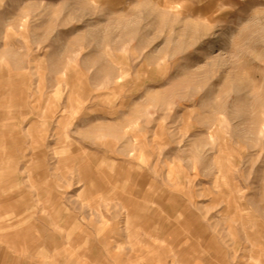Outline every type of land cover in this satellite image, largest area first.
I'll list each match as a JSON object with an SVG mask.
<instances>
[{"label":"rangeland","instance_id":"374dc122","mask_svg":"<svg viewBox=\"0 0 264 264\" xmlns=\"http://www.w3.org/2000/svg\"><path fill=\"white\" fill-rule=\"evenodd\" d=\"M0 123V264H264V0H0Z\"/></svg>","mask_w":264,"mask_h":264},{"label":"crops","instance_id":"0c3cea01","mask_svg":"<svg viewBox=\"0 0 264 264\" xmlns=\"http://www.w3.org/2000/svg\"><path fill=\"white\" fill-rule=\"evenodd\" d=\"M19 104H21L20 106H22V107L24 106L25 108H27L29 106L27 99H24L23 101L21 99V101H20V103H18V105ZM2 125L3 124L0 123V126H2ZM13 128H14V123L11 124V125L5 126V128L2 129V130L13 129ZM12 144H13V146L17 145L18 147L21 148V150L24 151V146H22L23 144H22V142H21L19 137L13 138L11 141L7 142L6 145L9 147ZM31 145L30 146L32 148H34L33 144H32V139H31ZM17 156L18 155L16 153L15 154H9V157L7 158L6 162L3 163V161H0V190H1L2 193H6L5 199H8L10 197L9 194H11V193L6 192L7 189L9 187L14 186L15 184H17L19 182L18 181V175H16L17 167H16V162L15 161H16ZM19 156L25 157L24 153H22ZM30 159H32V158L29 157V156L24 159V162H25L24 163V169H25V172H26V176L28 177L27 178L28 181L30 183H32L31 170L33 168V165H32V163H30ZM4 164H6V165L3 166ZM41 165H42V163L38 162V167H41ZM44 176L45 175H43V177ZM107 194H108L107 192H105L104 195L101 194L98 197V200H101L103 198L110 199V196H108ZM106 195H107V197H106ZM97 202H99V201H97ZM28 206H26V207L28 208ZM147 208L148 207L143 206L142 209L140 210V212L133 213L134 212L133 211L130 214V217L125 218V220L123 219V227L126 230V232L129 234V236H135L136 235V232L134 231L133 226L134 227L135 226H139V225H137L136 221L139 218V215H141L140 213H142V211H146ZM150 220L153 221V224H154V228L153 229L156 231L157 228H155V227H158L160 225L158 223L159 220H157L155 217L150 218ZM110 232H113V234L110 235ZM114 232H115V230L112 229V227H108L107 230L102 231L101 234L97 235L98 240L101 243V248L104 251V253L107 254V255L111 254L112 246L114 245V243H117V236H114L115 235ZM50 240H51V238H50ZM97 251L99 252V249H97ZM16 259H17V257H16Z\"/></svg>","mask_w":264,"mask_h":264},{"label":"bare ground","instance_id":"6f19581e","mask_svg":"<svg viewBox=\"0 0 264 264\" xmlns=\"http://www.w3.org/2000/svg\"><path fill=\"white\" fill-rule=\"evenodd\" d=\"M72 97V96H71ZM74 100V99H73ZM75 100H76V98H75ZM77 101V100H76Z\"/></svg>","mask_w":264,"mask_h":264}]
</instances>
